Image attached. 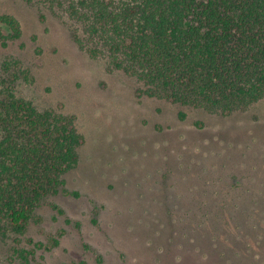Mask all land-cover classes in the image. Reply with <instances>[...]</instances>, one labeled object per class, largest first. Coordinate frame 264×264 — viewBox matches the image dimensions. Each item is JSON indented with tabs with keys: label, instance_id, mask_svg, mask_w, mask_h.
<instances>
[{
	"label": "rangeland",
	"instance_id": "1",
	"mask_svg": "<svg viewBox=\"0 0 264 264\" xmlns=\"http://www.w3.org/2000/svg\"><path fill=\"white\" fill-rule=\"evenodd\" d=\"M68 2L0 0L22 27L0 44V66L27 71L17 95L75 116L84 138L0 264H264V98L223 115L141 95L79 46Z\"/></svg>",
	"mask_w": 264,
	"mask_h": 264
},
{
	"label": "trees",
	"instance_id": "2",
	"mask_svg": "<svg viewBox=\"0 0 264 264\" xmlns=\"http://www.w3.org/2000/svg\"><path fill=\"white\" fill-rule=\"evenodd\" d=\"M67 11L83 26L79 46L135 77L141 95L223 115L264 98V0H69ZM21 36L0 11V44ZM20 65L0 66V240L63 190L84 140L75 116L17 95Z\"/></svg>",
	"mask_w": 264,
	"mask_h": 264
}]
</instances>
